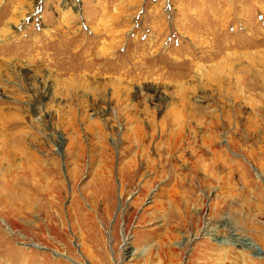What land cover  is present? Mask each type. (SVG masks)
<instances>
[{
	"label": "rangeland",
	"instance_id": "374dc122",
	"mask_svg": "<svg viewBox=\"0 0 264 264\" xmlns=\"http://www.w3.org/2000/svg\"><path fill=\"white\" fill-rule=\"evenodd\" d=\"M0 264H264V0H0Z\"/></svg>",
	"mask_w": 264,
	"mask_h": 264
}]
</instances>
